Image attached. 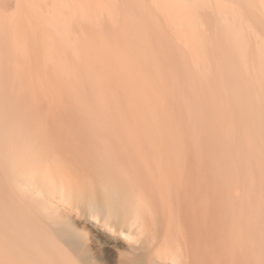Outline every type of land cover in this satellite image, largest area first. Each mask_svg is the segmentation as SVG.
Returning <instances> with one entry per match:
<instances>
[{
	"label": "bare ground",
	"instance_id": "obj_1",
	"mask_svg": "<svg viewBox=\"0 0 264 264\" xmlns=\"http://www.w3.org/2000/svg\"><path fill=\"white\" fill-rule=\"evenodd\" d=\"M41 1L16 0L18 14L13 17L0 12V35L7 37L8 48L25 51V44L37 39L22 17L37 21L53 38L43 39L45 66L52 64L56 75L71 76V22L82 13L88 17L92 2L54 0L55 12L43 16ZM162 1L175 36L196 58L195 70L202 77L204 98L193 87L194 98L187 103L190 121L196 118V106L207 123L212 141H206L209 134L198 137L206 144L207 157L162 156L166 146L160 156L30 155L33 149L19 146L21 123L9 116L15 106L8 105V60L0 47V264H109L106 254L93 252L96 243L125 248L117 264H214L218 256L236 258L247 249L255 252V264H264V0ZM206 6L217 17L214 32L200 13ZM251 24L263 33L259 41L249 32ZM115 63L121 68L124 62ZM216 76L225 92L216 89ZM146 103L142 122L150 134L163 142L179 137L168 131L166 108L154 111ZM153 112L150 126L148 114ZM246 117L250 125L244 129ZM213 145L222 156H239L246 172L240 193L229 188L218 194L229 222L224 236L216 238L200 233L210 223L217 194L211 188L216 161L208 150ZM88 222L100 225L103 240L98 241Z\"/></svg>",
	"mask_w": 264,
	"mask_h": 264
},
{
	"label": "rangeland",
	"instance_id": "obj_2",
	"mask_svg": "<svg viewBox=\"0 0 264 264\" xmlns=\"http://www.w3.org/2000/svg\"><path fill=\"white\" fill-rule=\"evenodd\" d=\"M82 2L86 3V0ZM91 2L89 10L94 19L89 18V11V16L86 13L88 17L82 13L71 22L69 38L74 53L67 56L70 66L74 67L71 76L56 75L52 64L45 66L43 39L47 37L53 41V38L51 32L49 35L37 21L22 17L23 23L36 31L37 39L35 43H24L25 51L8 48L7 37L0 35V47L8 60L6 72L9 78L7 82L5 80V92L9 108L15 106V109H9L11 113L7 112L10 118L15 116L16 122L21 123L18 131L20 148L24 151L33 149V152L29 151L32 156H36L35 152L37 156H160L162 147L166 146L168 152L163 151L162 156L207 157V151L203 152L206 144L200 143L198 138L201 134H209L205 128L207 123H203L196 106V118L190 121L188 111L191 106L187 103L194 98L193 87H197L200 98H204L200 92L202 77L195 70L196 58L192 57L187 46L180 43L169 24L170 10L167 13L161 9L162 0ZM55 4L54 0L41 1L40 13L50 16L55 12ZM112 5L117 6V12L112 10ZM0 12L7 17L16 16V0H0ZM200 13L202 18L205 17L203 19L211 22L209 29L214 32L217 17L213 9L206 6ZM251 26L250 34L259 41L263 37L262 31L254 24ZM116 61L124 62L121 68ZM122 68L125 74L121 73ZM213 82L217 90L225 92L218 76ZM229 100L235 102L236 98L231 95ZM146 101L154 111L166 108L167 123L170 124L168 131H171L172 138L178 135L175 133H180L179 137L175 140L167 137L165 143L150 134L142 122ZM148 116L156 117V112ZM148 122L151 126L154 119L150 117ZM249 125L246 117L244 129ZM208 136L210 138L207 137L206 141H212L211 135ZM212 150L208 151L210 157L215 156L212 159L216 161L213 163L216 176L211 188L217 194L213 196L215 205L210 223L202 226L200 233L216 238L224 236L225 224L229 222L227 209L220 202L222 196L218 194L229 188L240 193L246 172L244 161L236 154L222 156L216 147ZM27 153L24 152L23 156ZM88 224L98 241L103 240L105 232L102 228V233L99 231L100 225ZM101 246L100 243L94 244L93 252L102 256L106 254L109 264H117L119 255L126 251L122 247L107 249ZM200 249L206 251L207 247L201 246ZM256 259L255 252L247 249L236 258L218 256L214 264H255Z\"/></svg>",
	"mask_w": 264,
	"mask_h": 264
}]
</instances>
